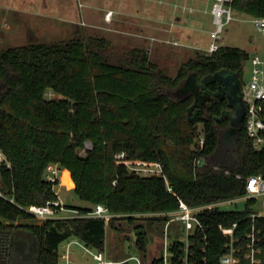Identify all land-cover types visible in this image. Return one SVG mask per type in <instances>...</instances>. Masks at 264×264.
Listing matches in <instances>:
<instances>
[{"label":"trees","instance_id":"16d2710c","mask_svg":"<svg viewBox=\"0 0 264 264\" xmlns=\"http://www.w3.org/2000/svg\"><path fill=\"white\" fill-rule=\"evenodd\" d=\"M231 5L236 13L264 15V0ZM186 54L171 75L150 48L116 44L93 28L0 49V147L6 158L0 183L15 198L0 196V264H13L23 240L36 264H60L59 246L71 236L104 250L108 228L119 229V219L134 223L135 244L146 253L154 229L170 219L168 211L177 210L180 199L207 206L199 214L203 227L190 233L187 247L178 237L170 241V264H223L231 237L220 225L234 222L238 264H250L252 248L255 264H264V214L253 215L258 198L246 197L241 209L219 206L245 197L250 175H264V148L248 135L244 100L243 118L229 138L232 105L220 78L232 74L242 91L250 53L221 44L210 53ZM185 80L203 82L206 101L199 91L179 94L175 89ZM139 160L160 161L169 182L162 174L131 170L127 162ZM50 164L71 171L73 190L89 204L66 205L75 212L69 216L15 224L34 217L24 207L56 198L58 181L47 178ZM98 203L113 213L107 222L88 214ZM163 263L161 254L150 264Z\"/></svg>","mask_w":264,"mask_h":264},{"label":"rangeland","instance_id":"374dc122","mask_svg":"<svg viewBox=\"0 0 264 264\" xmlns=\"http://www.w3.org/2000/svg\"><path fill=\"white\" fill-rule=\"evenodd\" d=\"M162 5L159 8H153L157 3ZM172 0H0V49L10 45L28 44L33 40H57L69 38L75 29H98L100 34L111 37L114 43L120 45H142L150 48L152 58L158 57L160 62L167 66V70L171 75L177 73L180 61L187 56L186 53L193 54L196 50L207 52L204 48L210 41V36H202L204 46H187L182 43V34L187 33L190 25H198L204 30L208 25L213 26V15L211 5L213 0H175L177 5L172 8L171 13L180 17V22L175 21L173 32L177 35L180 42L173 43V33H170V40L163 42L157 37L155 29L158 23L150 17L153 9L168 12L166 3ZM147 3L148 8H142ZM122 13H116L115 16H122V19H113L110 23L105 21L104 12L108 6L117 9ZM187 4V5H186ZM192 4V5H191ZM147 12V16L140 18L139 12ZM155 11V10H154ZM170 11V10H169ZM144 14V13H142ZM173 15V16H174ZM234 18L228 22L222 33L221 43L227 45H238L245 48L250 55L254 53L264 54V33L258 30L253 17L245 13H236L233 11ZM167 18V17H166ZM165 18V19H166ZM212 18V19H211ZM171 21V20H170ZM166 28L172 26L170 22H162ZM169 26V27H168ZM192 29V28H191ZM193 30V29H192ZM200 29L196 30L199 31ZM161 36V35H160ZM182 43V44H181ZM187 50L184 54L183 51ZM252 76V63L250 60L245 61L243 71V84H247ZM200 84L190 80H185L177 89L181 94L187 91H199L203 102L205 99V91ZM231 85V84H230ZM237 92L238 87L231 86ZM235 92V93H236ZM47 96H58L53 91H48ZM237 120L228 130L229 138L236 132ZM201 128V124H199ZM231 141V140H230ZM89 144V143H88ZM84 154V150L80 151ZM56 188L66 205H88L89 202L81 199L75 191L68 189L64 185L57 184ZM246 197H240L234 201H223L219 203L222 208H244ZM257 211L264 212L261 198H258L254 205ZM72 210L63 209L60 214L69 216L74 214ZM139 221V220H138ZM43 223L44 219L34 216L31 218L19 219L15 224L19 223ZM120 225L119 229L108 228L107 231V253L112 259L124 258L131 255H140L146 262H150L155 256L164 253L166 243H170L172 239L178 237L184 239L185 229L179 220L169 221L161 224L160 230L154 229L148 249L146 253L140 250L135 244V232L131 230L134 223L128 222L126 219L116 221ZM158 224V223H157ZM160 226V223L158 224ZM129 236V237H126ZM21 248H14L12 262L13 264H36L29 253L31 246L27 240H23ZM69 250L70 264H100L93 256V252L97 249L86 245L76 236H71L63 241L59 246L60 258L59 263L64 264L66 260L63 257L65 250ZM130 264H135L134 260H130Z\"/></svg>","mask_w":264,"mask_h":264},{"label":"built area","instance_id":"2783aa9c","mask_svg":"<svg viewBox=\"0 0 264 264\" xmlns=\"http://www.w3.org/2000/svg\"><path fill=\"white\" fill-rule=\"evenodd\" d=\"M232 0H213L211 5V11L213 15V26L209 32L210 41L206 47H204L207 52H213L221 46L222 33L224 32L225 26L233 18V8L231 5ZM114 11L109 9L105 13V18L111 20ZM258 30L264 33V15L255 16L253 18ZM178 43L177 41H173ZM252 63V76L247 84L243 86V100L247 104V131L248 135L252 138L253 144L256 148H264V54H256L251 57ZM203 137L201 142H203ZM88 146H91L89 143ZM125 156L124 152H119L116 157L121 159ZM5 155L0 147V171L1 165L5 162ZM200 159H197L199 162ZM9 165V163H7ZM129 168L134 170L136 173L144 176L162 174L164 175L166 182L168 183V178L164 173L163 165L160 161H150V160H139L135 163L127 162ZM47 178L53 182H60L61 175L60 169L57 164H50L48 167ZM56 198L49 200L45 204H30L24 207L26 210L31 212L34 216L40 217L42 219H48L52 217L62 216L60 212L63 209H67L59 190L56 188ZM170 190L172 187L169 185ZM246 195L245 197L254 196L256 198H261L262 205L264 206V175L262 173H255L248 177L246 184ZM0 196L9 198L11 201H15L13 195H6L1 183H0ZM207 205L191 206L183 199H180L179 208L177 210L168 211L170 214L169 221L179 220L185 229L184 242L186 247L189 244V235L197 227H203V222L200 219V212L204 211ZM211 206V205H208ZM89 215L101 216L107 220L113 216V213L108 210V208L102 204L98 203L95 205L94 209L88 212ZM256 214H264V212L258 211ZM237 226V222H234L230 226L220 225L222 231L225 234L230 235V250L221 256V262L223 264H238V256L234 252L233 241H234V230ZM254 240V237H253ZM169 243L165 245L163 258V264H170L169 260ZM250 264H255V249L252 248L250 251ZM94 258L97 263L100 264H130V260H134L135 264H150L140 255H131L120 260H114L108 257L107 248L104 250H96L93 252ZM63 257L66 260L64 264H70V254L69 250H65Z\"/></svg>","mask_w":264,"mask_h":264},{"label":"crops","instance_id":"0c3cea01","mask_svg":"<svg viewBox=\"0 0 264 264\" xmlns=\"http://www.w3.org/2000/svg\"><path fill=\"white\" fill-rule=\"evenodd\" d=\"M157 3H158V1H157ZM163 5V4H162ZM162 5H160L159 3L158 4H156V6H154V5H152L153 6V8H159V7H161ZM187 5V4H186ZM192 5V4H191ZM148 5H147V3H144L143 5H142V8H148L147 7ZM164 6H167V8L170 10H168V12H166V13H164L163 12V10H159L158 11V9H153V11H152V14L150 15V17H152L154 20H155V22L156 23H158V26H157V28L155 29V32H157V37H160V39L163 41V42H165V41H168L169 42V40H170V33L172 32L173 33V37L172 38H174V40L173 41H177L178 43H177V45H179V41L176 39L177 38V34L175 33V32H173V25H175L174 23H175V21H176V19L177 18H175V16L176 15H174V14H172L171 13V11H172V8H174L175 9V7L176 6H178L177 5V3H176V1L175 0H172V1H169V3L167 2L166 3V5H164ZM118 7H120V4H119V6H117V9H114L113 7H111V6H108L107 8L108 9H106L105 10V12H104V14H103V16H104V19H105V21H107L108 23H110L114 18L115 19H117V18H119V19H121V20H123L122 19V16H120L119 14H121L122 13V11L118 8ZM109 9H112L113 11H114V13H113V16H112V18H111V20H107L106 18H105V13H106V11L107 10H109ZM155 10V11H154ZM116 13H119L118 14V16H115L116 15ZM142 13H144V14H142ZM174 15V16H173ZM138 16L140 17V18H143V17H146L147 16V12H145V11H143V12H139L138 13ZM167 17V18H166ZM166 18V19H165ZM254 18V17H253ZM212 19V18H211ZM171 20V21H170ZM170 22V23H172V26L171 27H169V28H166V27H164L163 25H161L160 26V23L162 24V22H163V24H164V22ZM177 23L178 22H180V17L178 16V19H177V21H176ZM190 28H188L189 30H187L188 32L187 33H184V34H182V37H181V39L183 40L182 41V43H184L183 45L185 46V47H189V46H197V44L198 45H200V46H204V42L202 41L203 39H202V36H206L207 35V37H209L208 35H209V32H210V30H211V28H212V25H208L207 27H205L204 28V30H202L201 28H199L198 27V25H190L189 26ZM193 30H192V29ZM198 29H200L199 31H197V33H196V30H198ZM170 32V33H169ZM161 35V36H160ZM174 43V42H173ZM181 43V44H182ZM191 46V47H192ZM202 46V47H203ZM186 51L187 50H185L184 49V51H183V53L185 54L186 53ZM256 54H258V53H254V54H251L250 55V58H249V60H250V62H251V57L252 56H254V55H256ZM261 55V54H260ZM59 167V166H58ZM59 169H60V175H61V180H60V182L58 183V184H60V185H64V186H66L68 189H72L73 187H74V185H75V182H74V180H73V178H72V175H71V171L67 168V167H59ZM66 171L69 173V176H70V178H71V180H72V184H70L68 181H66L65 179H64V176H65V173H66ZM67 210H72V211H74L73 209H69V208H67ZM117 259H122V258H116V259H114V260H117Z\"/></svg>","mask_w":264,"mask_h":264},{"label":"water","instance_id":"95a60500","mask_svg":"<svg viewBox=\"0 0 264 264\" xmlns=\"http://www.w3.org/2000/svg\"><path fill=\"white\" fill-rule=\"evenodd\" d=\"M220 78L226 87L227 95L229 97L230 104L232 105V109L228 111L227 114L231 116L232 123L233 121L236 122L237 120L238 124L243 118L245 111L243 92L240 89L239 81L232 74H221ZM231 86H236V88L238 87L237 92L233 90Z\"/></svg>","mask_w":264,"mask_h":264},{"label":"bare ground","instance_id":"6f19581e","mask_svg":"<svg viewBox=\"0 0 264 264\" xmlns=\"http://www.w3.org/2000/svg\"><path fill=\"white\" fill-rule=\"evenodd\" d=\"M64 179H65L66 181H68L70 184H72V180H71V178H70V176H69V173H68L67 171H66V173H65Z\"/></svg>","mask_w":264,"mask_h":264}]
</instances>
